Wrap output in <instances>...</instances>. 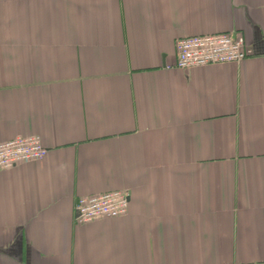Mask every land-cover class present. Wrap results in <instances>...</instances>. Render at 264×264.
<instances>
[{"label": "crops", "instance_id": "obj_1", "mask_svg": "<svg viewBox=\"0 0 264 264\" xmlns=\"http://www.w3.org/2000/svg\"><path fill=\"white\" fill-rule=\"evenodd\" d=\"M241 62L181 69L185 36ZM0 264H264V0H0ZM130 193L119 217L80 197Z\"/></svg>", "mask_w": 264, "mask_h": 264}, {"label": "built area", "instance_id": "obj_2", "mask_svg": "<svg viewBox=\"0 0 264 264\" xmlns=\"http://www.w3.org/2000/svg\"><path fill=\"white\" fill-rule=\"evenodd\" d=\"M177 68L241 62L249 49L240 33L219 32L214 34L181 37L176 42ZM47 148L38 135L18 136L0 142V170L43 159ZM130 193L113 190L92 196L80 197L76 203L77 220L89 222L100 217H119L128 212Z\"/></svg>", "mask_w": 264, "mask_h": 264}]
</instances>
